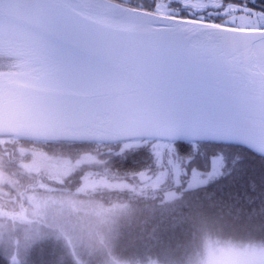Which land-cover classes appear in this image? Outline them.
<instances>
[{
  "label": "water",
  "instance_id": "water-1",
  "mask_svg": "<svg viewBox=\"0 0 264 264\" xmlns=\"http://www.w3.org/2000/svg\"><path fill=\"white\" fill-rule=\"evenodd\" d=\"M104 1L145 14L150 23L91 22L47 0H0L1 24L105 64L117 79L80 94L0 81V138L211 143L264 159V29L162 17Z\"/></svg>",
  "mask_w": 264,
  "mask_h": 264
},
{
  "label": "trees",
  "instance_id": "trees-1",
  "mask_svg": "<svg viewBox=\"0 0 264 264\" xmlns=\"http://www.w3.org/2000/svg\"><path fill=\"white\" fill-rule=\"evenodd\" d=\"M121 5L144 11L126 3ZM262 24L264 29V21ZM2 139L0 175L6 182L0 185V212H11L19 203L24 204V189L58 194L59 203L41 212L40 219L48 221L43 224L49 226V215H55L57 227L51 223L52 229L40 226L36 233L30 230L31 235L23 237L13 224L7 233L3 222L0 264H190L202 256L208 241H225L239 247L264 246V159L247 149L211 143H172L182 167L180 184L168 182L140 195L95 189L87 197L106 207L114 206V213L110 208L106 213L110 215L109 223L97 228V233L77 238L80 244L74 236L70 201L82 198L74 193L82 176L87 173L110 181H138L139 173L150 175L156 170L149 146L116 154L114 148L119 143ZM32 146L79 166L62 182L48 181L50 190L37 189L38 175L21 172L20 166L30 160L26 151ZM78 256L83 260L77 261Z\"/></svg>",
  "mask_w": 264,
  "mask_h": 264
},
{
  "label": "rangeland",
  "instance_id": "rangeland-1",
  "mask_svg": "<svg viewBox=\"0 0 264 264\" xmlns=\"http://www.w3.org/2000/svg\"><path fill=\"white\" fill-rule=\"evenodd\" d=\"M226 22L234 27L261 24V21L257 17L248 15H233ZM14 29L15 27L12 29L15 32L19 31L18 29ZM21 63L22 60L17 56L0 51V71L18 72L21 70ZM3 141L4 139L0 138V144ZM144 145H148L153 154L156 166L153 174L137 175L138 181H128L125 179L110 181L102 177L92 178L87 173L82 176L81 184L74 190V193L82 196V198L75 197L70 201V209L74 213V236L76 237V241H79L77 238L84 239V237L93 232L94 234L97 233L96 230L101 225H107L109 223L108 216L110 215L106 213L110 211V208L112 213H114V206L106 207L98 200L87 197L95 189L128 191L140 195L147 193L149 190L160 188L168 182L174 185L180 184L181 162L175 146L170 142L147 140L124 141L117 144L114 152L120 154L125 150ZM29 148L26 152L31 155V158L26 162L20 163L21 172L38 175L39 181L35 183L37 189L50 190L52 187L48 181L62 182L79 166L77 162L72 163L68 158L44 153L34 149L33 146ZM4 182H6L5 177L0 175V185ZM12 186L14 187V182ZM13 194L15 195V193ZM56 195L58 194H44L43 191H26L24 189V195L21 197L25 201L24 204L19 203L18 208L14 211L0 212V231L4 229L3 222H6L5 229L7 233L11 230L10 224H13L16 232L21 231L23 237L31 235L30 230L33 234L36 233L40 226L52 229L50 227L52 223L53 227H57L54 214H50L48 217L51 221L50 226L43 224L46 222L49 224L48 221L40 219L44 208H53L59 203ZM65 224L71 225L70 223ZM65 237L68 238V235L66 234ZM79 243L82 244L81 241ZM76 260L81 261L83 259H80L78 256ZM190 264H264V246L245 245L239 247L225 241H208L202 256Z\"/></svg>",
  "mask_w": 264,
  "mask_h": 264
},
{
  "label": "bare ground",
  "instance_id": "bare-ground-1",
  "mask_svg": "<svg viewBox=\"0 0 264 264\" xmlns=\"http://www.w3.org/2000/svg\"><path fill=\"white\" fill-rule=\"evenodd\" d=\"M82 19L105 23L148 26L150 17L104 0H47ZM0 51L22 60L18 72L0 73L10 85L58 93H91L117 81L113 70L39 38L0 23Z\"/></svg>",
  "mask_w": 264,
  "mask_h": 264
},
{
  "label": "flooded vegetation",
  "instance_id": "flooded-vegetation-1",
  "mask_svg": "<svg viewBox=\"0 0 264 264\" xmlns=\"http://www.w3.org/2000/svg\"><path fill=\"white\" fill-rule=\"evenodd\" d=\"M129 4L162 17L193 20L226 28L263 29L264 0H110ZM164 8V9H163ZM233 15L257 17L261 24L232 26ZM4 142V141H3ZM2 142V143H3ZM2 143L0 145H2ZM143 174V172L139 173ZM138 174V175H139Z\"/></svg>",
  "mask_w": 264,
  "mask_h": 264
}]
</instances>
